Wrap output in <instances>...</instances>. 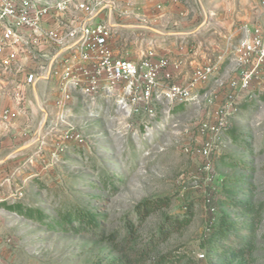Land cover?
I'll return each mask as SVG.
<instances>
[{
	"label": "rangeland",
	"instance_id": "rangeland-1",
	"mask_svg": "<svg viewBox=\"0 0 264 264\" xmlns=\"http://www.w3.org/2000/svg\"><path fill=\"white\" fill-rule=\"evenodd\" d=\"M138 19L132 29L116 14V37L134 58L152 47L159 81L150 101L138 98L139 87L96 100L76 90L53 130L0 115V264H129L127 254L135 264H264V74L255 71L247 87H234L230 80L252 66L242 61L239 42L223 57L208 51L222 37H169L182 54L164 53V39L148 35ZM207 64L214 73L200 76ZM173 85L182 88L176 97ZM13 86L0 82V108ZM208 143L212 153L204 157L197 147ZM147 199L169 203L142 218L137 207ZM249 202L260 210L255 217L243 210ZM5 203L37 207L46 217L26 218ZM78 209L99 214L102 234L78 222L68 230L51 226ZM183 216L191 222L157 241L162 227ZM224 220L234 224L232 242L253 220L250 251L210 253Z\"/></svg>",
	"mask_w": 264,
	"mask_h": 264
},
{
	"label": "built area",
	"instance_id": "built-area-1",
	"mask_svg": "<svg viewBox=\"0 0 264 264\" xmlns=\"http://www.w3.org/2000/svg\"><path fill=\"white\" fill-rule=\"evenodd\" d=\"M259 2L264 7V0ZM132 8L133 3L126 0H0V82L8 77L7 81L16 82L24 93L55 75L60 83L55 106L61 109L66 108L76 90L96 100L119 98L122 92L132 95L139 87L138 98L150 101L159 81V72L148 58L153 54L152 47L140 49L139 57L134 58L121 49L120 35L116 37L121 26L114 21L115 15L121 12L128 17L133 14ZM237 50L242 61H251L252 66L233 77L230 84L245 88L255 71L264 68V27L254 23L245 30ZM214 69L213 64H207L200 76L211 75ZM13 89L11 93L15 94ZM118 91L121 93L115 95ZM170 93L172 97L180 95L181 86L173 85ZM22 113L29 122L30 114ZM0 115L17 117L9 109ZM55 124L47 130L55 129ZM197 152L210 157L211 145L197 147Z\"/></svg>",
	"mask_w": 264,
	"mask_h": 264
},
{
	"label": "crops",
	"instance_id": "crops-1",
	"mask_svg": "<svg viewBox=\"0 0 264 264\" xmlns=\"http://www.w3.org/2000/svg\"><path fill=\"white\" fill-rule=\"evenodd\" d=\"M126 1L133 3V14L125 17L128 22L123 25L137 29V20L141 18L139 23L142 24L143 30H147L148 35H157L164 39L162 45L164 53L173 51L175 54H182L174 43L168 45L169 37L177 40L184 36L207 35L222 37L219 38L217 45L210 44L208 51L213 54L225 53L223 55L225 57L236 47L245 30L251 29L254 23H260L264 27V7L260 5L259 0ZM135 7L140 13H135ZM138 15L140 17H136ZM190 58L192 64L198 60V57L196 58L193 54H190ZM260 73L264 74V70H260ZM4 80H6L3 81L5 85H15L13 87L15 94L3 95L0 114L9 109L11 114L22 118L24 117L22 112L27 111L31 116L29 122L25 118L27 127L33 126L38 130H47L48 125H43L47 117L52 116L51 123H55L66 110V108L61 109L55 106V99L60 95L59 78L55 75L47 81L38 83L33 90L24 93H20L16 82L9 83L8 77H4Z\"/></svg>",
	"mask_w": 264,
	"mask_h": 264
},
{
	"label": "trees",
	"instance_id": "trees-1",
	"mask_svg": "<svg viewBox=\"0 0 264 264\" xmlns=\"http://www.w3.org/2000/svg\"><path fill=\"white\" fill-rule=\"evenodd\" d=\"M243 144L247 148H251V144L248 142L246 138L243 139ZM168 203H169L168 199H154V200L147 199L138 205L137 210L140 216L142 218H145L146 215L150 214L160 205H164ZM4 206L7 209L18 212L19 214L25 216L26 218H30L36 221H42L46 217L44 212L37 207H32V206L24 207L22 204H19V203L18 204L5 203ZM243 210L247 214H250L253 217L258 215L260 212V210L255 209L254 206H252L250 202L243 204ZM98 217H99V214L94 210H86V209L85 210L78 209L76 211L68 210L66 213H64L61 216V219H56L54 224H51V226L55 227L56 224H58L64 230H68L72 228L75 222H78L79 229L89 231L92 233H96V234H99V233L102 234V231H101L102 226L98 220ZM191 219L192 217H189V216H183L181 218L176 217L174 219H171V222L167 226H164L159 230V236L157 237V241L166 239L177 228L187 226L191 222ZM244 226H245L244 228L240 229L241 234H239L238 237L233 238L234 242L228 241V238H227L229 237L228 231L235 227H234V224H232L231 222L224 220L221 226H219V229L213 235L214 241L209 242L210 253H215L218 255L230 253L235 256H241L245 252L250 251L254 245L253 239L251 236L252 233L254 232L253 220L245 222ZM128 232L133 233L132 224L128 226ZM242 232H244L245 234H242ZM226 238H227V242L224 245L220 246L219 241H222ZM126 260L129 262V264H135V262H132L130 260V254H127ZM160 264H167V261H163Z\"/></svg>",
	"mask_w": 264,
	"mask_h": 264
}]
</instances>
